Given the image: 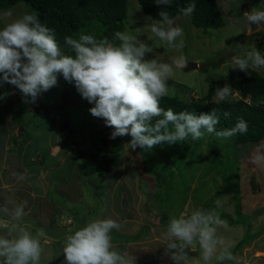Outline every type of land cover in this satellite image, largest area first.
<instances>
[{
	"label": "clouds",
	"instance_id": "1",
	"mask_svg": "<svg viewBox=\"0 0 264 264\" xmlns=\"http://www.w3.org/2000/svg\"><path fill=\"white\" fill-rule=\"evenodd\" d=\"M155 4L167 8L172 0H156ZM195 9L196 4L192 2L179 11L190 16ZM249 9H245L247 12L243 10L249 27L254 24L257 31L264 30V9ZM158 16L159 19L150 26L153 37L170 48L176 47L177 39L184 34L182 27L175 25V18L167 10H160ZM182 43L181 40V46ZM64 46L74 55L63 50L55 29L42 22L35 11L7 23L0 28V88L5 84L12 85L19 90L24 103L34 104L38 96L57 85L58 76H62L65 81L74 83L81 97L93 105L90 114L101 118L106 127L113 129L109 138L130 136L128 145L132 150L139 147L149 151L163 143L171 145L187 141L189 137L193 141L203 140L208 135L227 139L248 131V123L242 117L233 127L217 131L220 117L216 108L210 113L197 115L192 111L177 113L171 107L167 110L161 107V99L169 93L168 81L173 76V65L185 68L187 58L180 56L171 64L155 58L146 59V55L154 51L152 46L129 30L116 31L111 39H98L84 33L78 38L66 36ZM232 65L233 70L246 73L249 68L259 71L264 69V53L253 46L244 56H233ZM233 92L228 84L217 87L216 102L227 100ZM14 94L0 92V100ZM234 94L239 95L238 92ZM229 115L224 112L226 118ZM59 154L52 156L60 157ZM68 158L69 154L64 162L58 161L57 164L72 167L74 163H67ZM252 163L264 164V155L259 149ZM50 165L55 166L54 163ZM53 205L60 208L55 203ZM24 207V204L16 206L11 217L13 221L26 215ZM3 211L7 213L8 209ZM71 213L70 210L63 211L60 215L72 223ZM221 227H227V221L221 219L214 209L196 208L188 215L173 216L161 235L164 255L172 264H189V250L197 244L202 264H212L213 260L217 264L235 262L237 257L230 250L231 246L217 234ZM121 228L119 219L112 217L95 218L79 227L65 238L62 253L66 264H136V257L121 252L112 242L113 230L120 231ZM0 229L7 230L0 234V264H41L44 251L41 238L49 235L42 231L34 234L3 218H0ZM16 232L18 235H14Z\"/></svg>",
	"mask_w": 264,
	"mask_h": 264
},
{
	"label": "rangeland",
	"instance_id": "2",
	"mask_svg": "<svg viewBox=\"0 0 264 264\" xmlns=\"http://www.w3.org/2000/svg\"><path fill=\"white\" fill-rule=\"evenodd\" d=\"M223 1L224 6L222 5V8L226 24L220 28L211 29L209 32H204L202 29L196 27L192 23L191 15L184 16L181 14L175 17V25L182 27L184 34L177 39V46L174 48L168 47L165 42L153 37L150 26L154 19L142 10L137 0L128 1V25L126 30H129L131 34L137 36L142 41H147L152 46L154 51L153 53L147 54L146 59L155 58L160 62L171 64L174 59L185 56L188 62H197L199 65L197 68L190 70L186 68H176L173 65V76L168 81L169 93L185 94L186 89L191 87L195 98L201 96L202 92L207 91L210 84L208 80H210L211 76H213V79H215L216 75V78L223 77L222 80H226L225 75L228 73L229 69L233 67V56H244L253 46L264 53V30L257 31L256 29H251L252 27H249L244 17V13L247 11L245 10V12H243L242 10L243 6L248 5L250 7L249 11L253 8L264 9V0H221V2ZM31 11V8L26 3L21 2L7 11H0V22L6 25L24 13ZM149 37L153 38L149 39ZM181 40L183 41L182 46ZM219 63L220 65L218 68H214L217 67L216 65ZM260 71L264 72V69ZM12 92L15 93L12 95L14 105L6 112L10 125L13 123L11 115L20 104L17 89L13 88ZM28 107L30 108V105ZM95 120L97 130L98 125L103 123V120L101 118H96ZM41 123L47 124L46 121ZM21 129V127L16 125L13 132L15 134L19 132V136H21L20 139L25 140L27 137L23 132H20ZM38 130L39 131L36 133L38 137H28L30 141L27 143V154L24 156V160L29 163V168L31 170L29 174L33 179H36L37 176H42L43 182L45 183L39 181L37 189L44 190L45 188L46 192L37 205L35 202H37L38 198L35 201V197L33 196L31 198V195H29V201L35 204L29 208L30 213L23 218L27 220L25 221L27 223L19 226L26 228L34 234L42 231L44 235L51 236H43L41 238V245L44 249L41 256V264H66L62 249L66 236L72 234V230L74 229L73 222L68 223L64 220L62 215L57 214L59 218L55 219L53 218L54 211H52L50 212L52 215L48 216L47 208L50 207V202H47L45 198L53 200L56 205L62 208L60 209L62 214L63 211L69 212L71 208L73 210H81V208H84V215L85 210L87 211L86 215H83L86 223L95 218H118L122 224V228L120 231L113 230V232L118 235L126 236V239L129 238L128 236H132L139 232L145 225L159 222L160 206H162V209L169 212V218L179 215L180 213L190 214L192 210L203 207V202L199 199L201 191L204 190V194H207V191L210 190L209 194L211 196L217 191H222L221 194H217L216 205L220 207H218V209L224 210L231 218L240 221L238 224L231 226L228 233L231 238L227 237L225 239L226 242L230 244L228 240L233 237H235V241L238 239L237 242L234 243V247L239 249L241 246L245 251L248 250L249 253H242L241 255L248 264H250L253 259H256L255 256H257V252H255V249L258 247L263 248L264 164L257 165L252 163L253 157L257 154V149H259L260 154L264 155V148L261 147L260 144L249 143L239 146V148L241 147L239 150H242L239 154L240 164L238 165L240 188L239 194L235 195L237 189H233L231 183H228L227 186L224 187L225 180L223 176H218L216 178L217 169L215 166L217 160L214 156L210 155L213 151L207 145H211L212 143H207L206 138L202 140L203 144L200 145V147H204L202 149L204 156L202 169L196 170V173L186 169L183 165L185 164V160L188 159L187 156L192 154L189 152L190 149L183 152L186 154L182 158H177L175 151H172L170 146H166L165 143L154 146L149 151H144L139 147L132 150L130 145H128L131 137L126 135L121 142L123 149L122 163L110 173L86 177L82 174L77 163H74L70 169L66 166L63 167L57 164L58 161L60 163L64 162L66 155L68 156L71 152H62L59 154L60 157H53L52 151L48 149L52 147L56 149L54 150V152H56V146L58 145L59 147V144H56V140L60 137L58 135L52 136L54 133L59 134L58 126L56 127V132L48 129L46 125L38 127ZM64 143H66L68 150H70L68 146L69 139H67V137L64 138ZM94 143H98V136L96 133L89 138L87 148L90 149ZM71 145L75 146L72 142ZM28 146L40 147V149L44 148L40 150V152L36 151L39 156L33 159L35 165L32 162L33 150ZM176 153L178 152L176 151ZM194 154L197 158L200 157L196 152ZM42 159L48 164L54 163L55 166L49 167L43 164ZM172 163L180 168H182L183 165V173L189 178L187 183L191 184V189L186 199L185 197L188 194L184 191V187L180 183L175 184L172 189L169 190L170 195H172L171 199L166 198L167 200L165 199L163 203L162 199L166 197V192L162 188L159 195H157L158 190L156 189L155 176L148 173L145 170V166H154L156 169L166 172V169L173 168ZM45 167H47V169ZM66 170L67 172L64 173ZM15 171L17 172L19 169L17 168ZM194 174L195 177H191V175L193 176ZM178 178L180 179L182 177L178 176ZM174 180H177V178H174ZM201 180L208 182V186L206 185L204 189L200 186L201 184L199 181ZM66 181L71 182V186L68 185L71 188L66 186ZM61 186H64V189L68 190L67 194H69L70 198L59 191V189L62 188ZM33 188L35 189L36 186ZM6 194L7 192L0 199L2 201L0 203V212H2L4 208L8 210L11 209L10 204L12 199L9 193L8 195ZM208 198L211 200L210 196H208ZM4 202L8 203L4 206ZM238 202L241 203V205L243 204L240 208V212L237 208ZM54 209L56 210L58 208L55 206ZM37 213H39L38 219ZM122 219L126 222H123ZM7 220L10 221L9 219ZM244 220L246 222H244ZM10 224L16 223L12 221ZM47 226L52 229L47 228ZM227 227H229V224H227ZM164 229V227L158 229V226L152 225V229H150L151 233H148V237L145 239L141 237L140 239L144 245L147 243V253H151L152 259H157L153 264L159 262H161L160 264H166L167 261H164L165 258L169 259L167 256L165 257V255H163V242L159 240L161 239ZM62 230H66V235L61 238H55V233L53 231L60 232ZM6 232L7 230L0 229V234ZM217 232L224 233L225 231L221 227L217 229ZM14 235H18V232L14 233ZM239 241L240 243H238ZM130 242L131 240L125 243L113 242V244L121 252L126 251L127 253V251H130V246L126 244ZM138 248L141 249L142 247ZM236 249L235 251H237ZM137 250L138 249H136L135 254L139 255ZM262 253L263 252H260L259 255L261 256ZM195 254L197 253L191 248L189 250V257H193ZM198 255H200V253ZM234 255L237 257V260H241V262L244 261L240 258L238 252Z\"/></svg>",
	"mask_w": 264,
	"mask_h": 264
},
{
	"label": "trees",
	"instance_id": "3",
	"mask_svg": "<svg viewBox=\"0 0 264 264\" xmlns=\"http://www.w3.org/2000/svg\"><path fill=\"white\" fill-rule=\"evenodd\" d=\"M128 1L0 0V11H7L21 2L26 3L32 11L37 13L42 22H46L50 28L55 29L56 38L63 50L68 54L74 55V53L64 46V37L72 36L73 38H78L80 33H84L92 34L98 39L103 37L111 39L116 31H125L127 29ZM137 1L142 10L154 20L159 19L158 12L160 10H167L175 18L182 14L179 11L180 8L195 2L196 9L191 14V20L196 27L202 29L204 32H209L211 29L220 28L226 24L222 8L224 1L221 2V0H172L171 6L167 8L165 6H157L155 4L156 0ZM4 26L5 24L0 22V28ZM219 65L220 63L214 68H218ZM225 76V81L222 80L223 77L216 78V75L215 79H213V76H211L210 80L207 79L210 83L207 91L202 92V95L196 98L193 96V89L191 87L186 89L185 94L168 93L166 97L161 99L160 106L165 110L171 107L177 113L187 110L195 112L197 115L210 113L213 108H216L218 109L217 114L220 117L217 131L233 127L237 123L238 118L242 117L247 121L248 131L246 134H237L227 139L217 138L215 135H208L206 137L207 143H212L211 145H207L213 151L210 155L214 156L217 160L215 166L217 169L216 178L223 176L225 180V185L223 186L226 187L228 183H231L232 188L237 189L235 195H238L240 188L238 165L240 164L239 154L242 151L239 150L241 148L239 146L249 143L264 145V72L249 68L246 73L238 69L233 70V67H231ZM225 84L232 87L234 90L233 95L218 104L216 102V88L223 87ZM13 88L14 86L5 84L0 88V92L11 93ZM17 91L20 104L12 113V119L17 126L23 128V134L27 138L34 135V133L31 134L32 130L43 121H49L48 127L54 132H56V127L58 126V136L69 139L68 146L71 154H69L66 162L69 164L77 163L82 174L86 177L110 173L122 163L123 149L121 142L125 136L110 139L109 137L113 129L106 127L104 121L98 125L96 130V117H93L89 112V109L93 105L81 97L74 83H69L62 76H58L57 85L53 86L47 92L41 93L34 104L24 103L21 93L19 90ZM235 92H238L240 96L234 94ZM13 105L12 95L7 96L4 100H0V126L3 128H5L4 125L8 119L6 112ZM29 105L30 108L28 107ZM224 112H228L230 115L226 118ZM154 122L155 120H153ZM94 133L98 136V143H94L88 149L87 143ZM20 140V136L16 137L14 135L11 142L15 143ZM71 142H75L74 147L71 146ZM165 144L166 146H170L172 151H175L177 158L184 157L186 153L183 152L190 149L189 152L192 154L187 156L188 159L185 160L184 167L192 170L193 173H196V170L202 169V161L204 159L202 150L204 147H200L203 144L202 140H199V142L193 141L189 137L187 141L177 142L171 145ZM195 152L200 157L197 158L194 154ZM183 165L182 168L173 165V168L166 169V172L158 170L154 166H145V170L155 176L156 189L158 190L157 195H159L162 188L166 192V197L162 199L163 203L166 198L171 199L172 195H170L169 190L175 184L180 183L184 187L186 194L190 191L191 184L187 183L189 178L183 173ZM178 176L182 178L179 179ZM191 177L194 178L195 174L193 176L191 175ZM174 178H177V180H174ZM199 183L203 189L206 185L208 186L207 181L201 180ZM203 191H201V195L199 196L200 201L203 202V207L201 208L205 210L214 209L219 213L221 219L226 220L229 225L240 222L239 220L231 218L224 210L218 209L219 206L216 205L217 194H221L222 191H217L212 196L209 194L210 190H206L207 194H204ZM188 196L189 194L185 198L187 199ZM208 196L211 197V200ZM242 205L238 202L237 208L239 212ZM83 210L84 208H81V210L70 209L74 224L72 233L86 224L85 218L83 217ZM9 211L7 213L4 211L0 212V216L7 215ZM166 211L160 206L159 222L145 225L136 234L128 236L129 238L125 239L126 236L112 232V242L125 243L128 240L138 241L141 237L145 239L148 237V233H151L150 229H152V225L158 226V229L166 228L170 220L169 212ZM86 212L85 210V215ZM185 215L188 214L185 213ZM23 218L14 222L22 225L27 221ZM244 222L246 221L244 220ZM65 234L66 230H62L59 233H55L54 237L61 238Z\"/></svg>",
	"mask_w": 264,
	"mask_h": 264
},
{
	"label": "crops",
	"instance_id": "4",
	"mask_svg": "<svg viewBox=\"0 0 264 264\" xmlns=\"http://www.w3.org/2000/svg\"><path fill=\"white\" fill-rule=\"evenodd\" d=\"M11 117H12V115H11ZM46 122H47V124H44V123L38 124L36 126L37 128H34L32 130V132H34V135H32V137H35V136L38 137V135H36V133L39 131L38 127H40V126L46 125V127L49 129V127H48L49 121H46ZM4 126H5V128L0 126V199L5 195L6 192H9L11 199H12L11 200L12 202L10 204L11 209H10V211L8 210L9 213L7 215L0 216V218H3L5 220L9 219L10 220L9 222H12L13 221L11 219L12 215H10V214H13L14 209L16 208L17 205L24 204L25 205L24 211H25L26 215H28V213H30L29 208H31L35 203L37 205L42 200V197L45 195L46 189L45 188H44V190L37 189L38 188L37 184L39 183V181L42 183H45V182H43L42 176L41 177L37 176L36 179H33L32 176H30L29 173L31 170L29 168V163H27L24 160V156L27 154V150H26L27 143H29L30 139L27 138L25 140H20L18 142L12 143L11 141H12V138L14 135L16 137H19V132H18V134H15L13 132V129L15 128L16 124L13 121L12 125H10L8 123V119H7L6 124ZM18 127H20V126H18ZM20 132H23V128L21 129ZM57 135L58 134L54 133L52 136H57ZM57 143L59 144V147H58V145L56 146L57 147L56 152H54V150H56V149L51 150L52 154L62 153V152H66V153L70 152V150H67V146H65L66 144L64 143V138H61V137L58 138L56 140V144ZM28 147H31V146H28ZM31 148L33 150V154H32V162H33V159H35L36 157L39 156L36 153V151L40 152V150H39V148H37L35 146H32ZM42 162H45V161L42 160ZM33 164L35 165L34 162H33ZM45 164L49 167L51 166L47 162ZM17 168L19 169V171L16 172L15 169H17ZM46 169H47V167H46ZM68 169H70V168H68ZM65 184L68 188H71L68 186V185L71 186L70 181H66ZM34 186H36L35 189L33 188ZM64 188L65 187L62 186L61 192H63L65 194V196L66 195L69 196V194H67L68 190H66ZM22 192H24V193H22ZM29 195H31V198L34 196L35 201L38 198L37 202H35V203L30 202L29 201ZM69 198H70V196H69ZM45 199L47 200V202L48 201L50 202V207L47 208L48 216L52 215V213H50V212L54 211L53 212V214H54L53 218H55V216L57 214L59 215L61 213L60 208L55 210L54 209L55 206L53 205L54 204L53 200L48 199V198H45ZM1 202L2 201L0 200V203ZM70 202H72V201H70ZM7 203L4 202V206ZM38 215H39V213H37V216ZM25 216H23V217H25ZM122 221L126 222L123 219H122ZM231 226L232 225H229V227H222L225 232L224 233L217 232V234L220 236L223 235L222 237L224 239H226L227 237L229 238L230 235H228V233H229V229L231 228ZM159 240H161V239H159ZM237 240L235 241V237L228 240V241H230L229 245L232 248L230 250H232L233 254L238 252L240 258H242V256H241L242 253L247 254L249 252H248V250L245 251L244 248L242 249L241 246L239 249H236L234 247V243L237 242ZM232 243H233V245H232ZM238 243H240V241ZM126 245L130 246V251L129 252L127 251V253L131 256L137 257V259H136L137 264H153L154 262H156L157 259H152L151 253L150 252L147 253V249H148L146 246L147 243H145V245H144V243H142V241L138 240V241H131L129 244H126ZM263 245H264V243H262V246ZM138 247H142V248L139 249ZM192 248H193V251H195V253H197V254H195L193 257H189V264H202V262L200 261V255H198L200 253L199 246L197 244H194L192 246ZM136 249H138L137 251L139 252V255L135 254ZM235 249L237 251H235ZM255 252H257L256 253L257 256H255L256 259H253L250 264H264V246H263V248H259V247L256 248ZM260 252H263L261 256L259 255ZM163 255H164V253H163ZM258 256H260V257H258ZM165 257H166V255H165ZM242 260H244V261L241 262V260H236L235 262H227V264H248L245 261V258H242ZM164 261H167L166 264H172V261L170 259L165 258ZM164 261H162V262H164ZM160 263L161 262H159L157 264H160ZM212 264H217V262L215 260H213Z\"/></svg>",
	"mask_w": 264,
	"mask_h": 264
},
{
	"label": "water",
	"instance_id": "5",
	"mask_svg": "<svg viewBox=\"0 0 264 264\" xmlns=\"http://www.w3.org/2000/svg\"><path fill=\"white\" fill-rule=\"evenodd\" d=\"M249 8V5L248 6H243L242 10H245ZM252 29H256V25L252 24L251 25ZM199 65L197 62H188L187 66L185 67L186 69H194V68H197Z\"/></svg>",
	"mask_w": 264,
	"mask_h": 264
}]
</instances>
